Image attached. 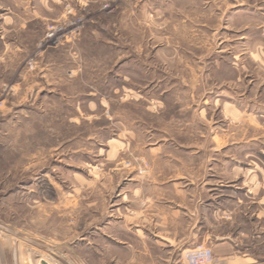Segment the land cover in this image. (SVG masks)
<instances>
[{
    "label": "rangeland",
    "instance_id": "rangeland-1",
    "mask_svg": "<svg viewBox=\"0 0 264 264\" xmlns=\"http://www.w3.org/2000/svg\"><path fill=\"white\" fill-rule=\"evenodd\" d=\"M47 1L26 56L0 58V264H135L95 226L219 179L241 203L210 234L236 246L181 264L201 246L202 264H264V191L242 184L262 170L264 0Z\"/></svg>",
    "mask_w": 264,
    "mask_h": 264
},
{
    "label": "crops",
    "instance_id": "crops-1",
    "mask_svg": "<svg viewBox=\"0 0 264 264\" xmlns=\"http://www.w3.org/2000/svg\"><path fill=\"white\" fill-rule=\"evenodd\" d=\"M49 7L47 0H0V58L16 60L26 56L33 43L34 35L44 28L45 21L52 14ZM19 88L21 89L20 86ZM24 97V101L29 99L27 92ZM227 105L232 115L241 112V108L236 103L227 102ZM153 150L158 149L155 147L149 149V151ZM231 150L234 151L235 147ZM249 153L258 155L251 161L262 169L256 174L261 178L260 180L259 177L244 179L242 184L244 187L248 186L250 194L257 196L260 191H264L262 166L264 165V149L256 152L249 150ZM236 161L234 158L228 159L230 177L235 175V171L237 173V170H240L237 169ZM212 170L208 172L207 179L218 176L215 173L212 174L216 171ZM230 181L225 185L221 184L223 181L220 179L218 183L203 180L198 185L200 186L198 190L194 187H185L183 193L169 196H145V194L130 196L134 204L129 210L127 206H124L128 211L120 210L121 225L113 228L110 222H101L99 226H95V233L103 235L104 241L116 245V248L135 249V264H181L184 253L197 243L209 244L217 254L228 251L231 247L234 249L236 246L234 240L230 242L225 236L210 234L212 231L209 228L213 223V220H210H216L219 212L225 213L226 208H234L232 205L238 206V203H241V198L238 196L239 181ZM187 184L191 186L193 183ZM210 189L220 192L209 193ZM126 197L123 198L127 199ZM262 199L264 201V198ZM228 203L231 204L230 207H226ZM117 228H120V241L112 237Z\"/></svg>",
    "mask_w": 264,
    "mask_h": 264
},
{
    "label": "built area",
    "instance_id": "built-area-1",
    "mask_svg": "<svg viewBox=\"0 0 264 264\" xmlns=\"http://www.w3.org/2000/svg\"><path fill=\"white\" fill-rule=\"evenodd\" d=\"M59 30L60 29H58V31ZM208 255L209 252L207 251V249L201 246L191 251L189 260L192 264H202L203 262H205V259L208 258Z\"/></svg>",
    "mask_w": 264,
    "mask_h": 264
}]
</instances>
